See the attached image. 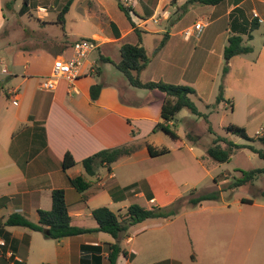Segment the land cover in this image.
I'll list each match as a JSON object with an SVG mask.
<instances>
[{"label":"crops","instance_id":"1","mask_svg":"<svg viewBox=\"0 0 264 264\" xmlns=\"http://www.w3.org/2000/svg\"><path fill=\"white\" fill-rule=\"evenodd\" d=\"M97 1L91 2L89 8L102 15ZM157 1L156 7L160 5V0ZM184 1L177 0V7H181ZM115 3L117 7L116 0ZM176 3L172 7L176 8ZM203 8L207 11L203 17L207 22L198 21L204 28L194 35L198 37L194 51L187 54L185 51H173L166 60L163 47L140 73L141 81L189 86L195 92L193 95L202 100L206 107L211 104V99L215 101L218 87L222 85L224 101L231 103L232 110L238 104L242 106L246 118L250 119L255 113L254 105L264 109V0H225L213 6L204 5ZM169 14L167 12L166 15ZM136 18L132 21L140 29L146 33L154 31L145 24L151 18L146 21ZM125 20L123 30L109 21L104 25L103 36L91 33L77 39H89L95 48L83 64L82 75L72 86L60 80L54 90L46 91L40 86L41 78L34 79V76L23 78L17 86L4 92L5 101L0 104V221L16 213L37 223V210H49L51 192L63 189L71 224L94 229L97 224L91 217V211L95 209L93 203L108 199L106 205H114L122 203L129 196L125 191L127 185L117 183L113 171V164L124 157L111 165L110 172L100 167L94 176H85L89 187L82 193L77 192L69 181L84 175L80 163L84 158L100 150L125 144L137 146L145 135L153 133L157 123L162 122L160 110L164 95L158 90L149 91L147 95L133 91L134 88L127 81L114 74L112 69L107 70V67L116 70L114 65L103 60L107 58L117 64L121 59L120 46L137 44L138 40H125L127 35L134 33L128 20ZM252 22L258 26L250 31ZM180 23L179 19L172 25L173 31ZM196 23L186 29L193 28ZM186 29L177 34L183 36ZM235 33L242 34V45L249 47L250 52L232 57L227 63V73L222 75L223 50L228 38ZM248 33L250 39H247ZM175 35L170 33L168 40ZM190 38L183 37V40L189 42ZM73 43L62 42L48 53L53 61L56 57L68 59ZM103 48H106L105 51ZM100 49L102 51H95ZM180 53L182 60L179 62ZM197 53V74L203 79L201 89L205 90H200L196 78L188 80L186 76ZM163 64L167 65L162 70H176V82H169L160 72V65ZM96 84L101 86V90L97 100L91 101L89 89ZM131 131H134V135ZM147 144L139 146L135 153L127 157H133L135 162L150 157ZM65 153H69L76 164L63 171L61 163ZM100 169H104L106 175H102ZM133 195L155 203L150 193L133 192ZM101 234L94 232L54 240L53 244H49L40 232L0 226V242L4 243V246H0V264H13L21 260H24V264H81V261L93 264L92 257L97 253L83 251L82 248L86 246L100 247L101 263L106 264L107 245L111 243L102 240ZM129 241L127 239L126 243ZM124 258L127 264L131 263L132 255L128 253ZM172 262L168 259L160 264Z\"/></svg>","mask_w":264,"mask_h":264},{"label":"rangeland","instance_id":"2","mask_svg":"<svg viewBox=\"0 0 264 264\" xmlns=\"http://www.w3.org/2000/svg\"><path fill=\"white\" fill-rule=\"evenodd\" d=\"M67 1L0 0V104L5 101L4 92L17 86L23 78L36 76L34 79L45 80L53 65V57L48 51L62 42L70 44L91 33L103 36L104 25L109 21L122 30L125 28L126 20L117 9L115 0L97 1L102 15L89 8L94 0H73L64 24L60 25L58 16ZM120 1L124 7L132 9L130 16L133 20H137L136 17L142 20L141 16L151 14V19L145 24L154 31L141 35V45L150 62L155 59V48L164 33H176L164 46V59L167 60L173 51H185L186 54L194 51L198 37L192 36L186 42L177 32L198 21L207 22L203 18L207 13L202 10L204 5L194 4L181 16L180 26L173 31L170 21L182 12L177 3L174 8L171 0H160L158 7L157 0ZM25 2L27 12L21 14ZM6 3L11 4L6 7ZM167 12L170 14L166 15ZM125 40L137 42L138 38L132 33ZM198 63L197 53L186 76L188 80L196 78L200 90H205L201 89L204 81L197 74ZM164 65L167 64L160 65V72L169 82H176V70H162ZM109 69L126 81L120 72L107 67ZM133 91L143 95L149 93L143 89L134 88ZM191 100L201 116L182 109L169 123L181 143L177 145L161 131L145 135L138 147L148 143L157 148H166L168 153L136 162L133 157H124L114 163L115 181L127 185L125 191L129 196L119 204L106 205L108 199H100L92 206H105L121 215L131 204L173 211L168 218H152L132 225L119 238L121 248L127 255H132L130 264H160L168 259L173 264H264V173L254 175L245 184L230 187L242 178L243 173L264 168V160L246 147L250 145L257 150L262 149L257 138L264 128V109L254 105L255 113L247 119L239 104L232 110L227 100L215 105L211 99L207 107L196 95L191 96ZM230 124L243 127L250 140L227 133L226 127ZM217 136L226 137L239 146L231 152L228 162H215L206 153ZM100 172L106 175L104 169H100ZM133 192L150 193L155 203L134 196ZM215 192L218 193L217 200L196 205L188 202L201 194ZM101 237L106 242H116L109 234L103 233ZM127 239L131 241L126 243ZM46 241L54 243V240ZM118 261L119 264H127L122 255Z\"/></svg>","mask_w":264,"mask_h":264},{"label":"trees","instance_id":"3","mask_svg":"<svg viewBox=\"0 0 264 264\" xmlns=\"http://www.w3.org/2000/svg\"><path fill=\"white\" fill-rule=\"evenodd\" d=\"M117 1L118 9L123 13L125 18L128 20L133 32L138 38V43L135 45L123 44L120 46V61L114 64L109 59H104L105 62L112 63L116 70L120 72L126 79L128 85L135 89H143L148 91L158 90L164 95V100L160 110L161 123H157L152 132L161 131L168 135L171 140L175 141L177 145L180 144L179 136L170 129L169 123L175 119V116L182 110L186 109L191 114L196 116H201L200 112L197 110L194 102L191 100V96L195 94L194 90L189 86L184 85H171L161 82H142L139 78V74L146 69L150 59L146 54L145 49L141 45V35L145 33L135 25L132 21L130 13L132 9L126 8L122 5L120 0ZM177 0H171L172 4H175ZM225 0H187L182 8V12L178 14L174 20L170 21L173 25L177 22L185 11L194 4L202 5H217ZM73 0H68L65 6L62 8L58 16V23L60 25L64 24V16L68 12ZM11 3H6V7H9ZM21 14L27 12V3L21 8ZM134 13V12H133ZM151 14L140 17L144 20L150 17ZM258 24L252 22L250 24V31L254 30ZM169 38L168 33H164L162 39L155 48L154 53H158L165 46ZM251 35L248 33L247 39H250ZM242 34L235 33L228 38L227 45L223 50V60L224 65L221 74L224 75L228 71L227 63L228 61L237 55L246 54L250 52L249 47H244L242 45ZM101 86L99 84L92 85L89 89V96L91 101L97 100ZM223 87L219 85L218 94L215 98V105L223 102ZM226 132L236 135L242 139L250 140L246 134L243 127L230 124L226 127ZM134 135V131H131ZM261 143L262 149L257 150L254 147L247 145L246 147L257 154L259 158L264 160V128L261 135L257 138ZM224 145V147L222 146ZM139 147L133 144H125L109 149L100 150L86 158H84L80 163L84 170V175L77 176L75 178L69 179L71 186L79 193L84 192L88 189L89 184L85 180V176H94L96 170L100 167L106 168L107 171H111V165L119 160L120 158L130 156L135 153ZM148 154L150 157H157L168 153L166 148L155 149L151 145H146ZM239 146L234 144L232 141L226 137L217 136L211 146L207 149L206 153L208 157L218 163L228 162L230 159L231 152L234 149H238ZM76 162L73 160L69 153H65L61 168L63 171L75 166ZM264 168L251 170L249 172L243 173L242 178L235 181L230 185V187H237L242 184L247 183L254 175L263 174ZM51 208L49 210H37L38 221L33 223L19 214L8 215L3 221H0L1 227H21L29 231L40 232L43 237L51 240H61L64 238H70L75 236H80L84 234L101 232L109 234L116 241L114 243L107 245V255L106 264H117V260L120 255L126 257L127 253L119 245V238L126 234L128 228L132 225L141 223L147 219L152 218H168L173 215V211L166 210L160 207H153L151 209H146L138 204H131L125 210L123 215L117 213L115 214L107 207H98L91 211V217L96 222L97 227L94 229H87L82 227H77L71 224V217L69 216L68 207L65 202V192L63 189H55L51 192ZM218 193H206L201 194L195 198L189 199L193 205L201 203L208 200H217ZM48 230V235L43 232ZM93 253H97L92 257L93 264H102L100 257V247L86 246L82 248ZM92 253V254H93ZM13 264H24V260L14 261ZM41 264H51V263H41ZM81 264H85L81 261Z\"/></svg>","mask_w":264,"mask_h":264},{"label":"built area","instance_id":"4","mask_svg":"<svg viewBox=\"0 0 264 264\" xmlns=\"http://www.w3.org/2000/svg\"><path fill=\"white\" fill-rule=\"evenodd\" d=\"M204 28L200 22L196 23L193 28L183 31V37L189 39L196 35ZM94 44L89 39H79L75 41L71 48V56L68 59L56 57L50 71V75L41 81V88L46 91H52L56 88L58 81L64 80L70 86L82 75L81 69L88 55L94 50ZM16 104V102H13ZM0 246H4L0 242Z\"/></svg>","mask_w":264,"mask_h":264},{"label":"water","instance_id":"5","mask_svg":"<svg viewBox=\"0 0 264 264\" xmlns=\"http://www.w3.org/2000/svg\"><path fill=\"white\" fill-rule=\"evenodd\" d=\"M43 233H44L45 235H48V230H45Z\"/></svg>","mask_w":264,"mask_h":264}]
</instances>
